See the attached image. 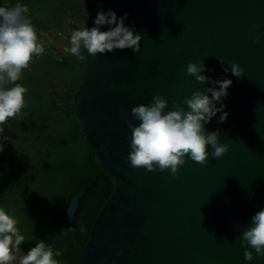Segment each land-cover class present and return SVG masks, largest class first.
<instances>
[{"label":"water","instance_id":"1","mask_svg":"<svg viewBox=\"0 0 264 264\" xmlns=\"http://www.w3.org/2000/svg\"><path fill=\"white\" fill-rule=\"evenodd\" d=\"M101 7L127 12L125 23L142 40L136 53L86 52L73 94L80 138L113 184L88 240L77 245L79 263L264 264L254 249L246 261L240 244L251 216L264 207V0H99ZM219 57L244 69L241 77L226 74L233 81L223 99L227 118L218 122L217 113L205 125L220 129L228 151L203 164L186 158L175 176L131 166L125 160L131 108L156 94L173 108L210 84L187 74L188 62L203 60L205 74L222 79ZM93 184L71 196L69 224Z\"/></svg>","mask_w":264,"mask_h":264},{"label":"trees","instance_id":"2","mask_svg":"<svg viewBox=\"0 0 264 264\" xmlns=\"http://www.w3.org/2000/svg\"><path fill=\"white\" fill-rule=\"evenodd\" d=\"M17 0H10L9 5ZM38 34L52 27L94 26L99 0H19ZM0 4L4 5L3 0ZM70 18H73L70 19ZM83 59L60 53L58 47L29 62L22 70L26 107L0 123V206L20 218L26 252L39 238L60 248L61 264H80L77 245L86 243L93 221L113 184L94 160L92 149L80 138L73 94L78 87ZM57 56L62 57L57 59ZM93 181L80 200L74 222L64 210L79 186ZM71 229V230H69Z\"/></svg>","mask_w":264,"mask_h":264},{"label":"clouds","instance_id":"3","mask_svg":"<svg viewBox=\"0 0 264 264\" xmlns=\"http://www.w3.org/2000/svg\"><path fill=\"white\" fill-rule=\"evenodd\" d=\"M27 11V5L19 0L8 6L0 4V123L17 116L26 107L27 89L17 81L21 80L22 70L29 66V62L55 43L47 33L38 34L26 15ZM128 15L127 12L118 15L114 9L101 7L94 17V26L70 30L63 53L82 60L81 49L92 55L125 48L138 52L142 33L134 24L125 23ZM103 25L109 26L107 30H101ZM57 35L63 37V33ZM259 38L257 34L256 42ZM61 58L57 56V59ZM219 61L224 66L222 79L206 75L207 65L203 60L188 62L187 74L199 82L208 81L210 84L204 89L194 90L182 101H173V108H168L169 101L161 94L154 95L148 103L131 108V119L125 121L131 130L130 137H126L130 150L125 160L131 166L144 167L149 171L169 170L175 176L186 158L203 164L207 163L209 156L217 158L228 151L229 145L220 140V129L207 131L205 125L217 113H220L218 122L227 118L223 99L233 81L226 74L241 77L244 69L236 62H230L229 67L223 57H219ZM250 221V225L240 233L246 261L254 259L251 249L264 257V207L257 210ZM19 222L20 218L11 209L0 206V264H13L14 261L16 264H61L57 257L62 255V250L54 249L52 244L39 238H33L34 246L17 258L16 253L21 251L20 245L26 239L18 227Z\"/></svg>","mask_w":264,"mask_h":264},{"label":"rangeland","instance_id":"4","mask_svg":"<svg viewBox=\"0 0 264 264\" xmlns=\"http://www.w3.org/2000/svg\"><path fill=\"white\" fill-rule=\"evenodd\" d=\"M3 2L5 6H8L10 0H3ZM70 19L73 20V18ZM81 26L84 27L83 24H81ZM70 30L71 28H69L67 22H65L63 27H52L46 32L47 35L50 36L55 41L53 45L58 47L60 53H63V47L68 43L67 38L70 35ZM40 33H45V32H40ZM57 33H63V37L57 35ZM22 254H24L22 250L17 252L16 253L17 258ZM13 264H16V262L14 261Z\"/></svg>","mask_w":264,"mask_h":264}]
</instances>
